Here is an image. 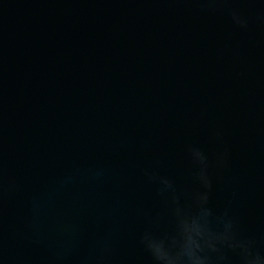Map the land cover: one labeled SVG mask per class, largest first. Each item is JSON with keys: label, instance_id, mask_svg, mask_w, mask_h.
I'll return each instance as SVG.
<instances>
[{"label": "water", "instance_id": "95a60500", "mask_svg": "<svg viewBox=\"0 0 264 264\" xmlns=\"http://www.w3.org/2000/svg\"><path fill=\"white\" fill-rule=\"evenodd\" d=\"M189 236L264 264V0H0V264Z\"/></svg>", "mask_w": 264, "mask_h": 264}, {"label": "clouds", "instance_id": "9594fccd", "mask_svg": "<svg viewBox=\"0 0 264 264\" xmlns=\"http://www.w3.org/2000/svg\"><path fill=\"white\" fill-rule=\"evenodd\" d=\"M197 156H199L198 153H197ZM201 159H202V157H201ZM198 247L199 246L196 243V240L192 236H189L187 241L185 243H183V245H182L183 253L188 257L189 261H191L192 264H202V261L200 260V258L195 257L193 254V249L198 248ZM156 254H157L158 259L166 260L167 264H173L172 260L168 259L166 256H163L160 253L159 247L156 248Z\"/></svg>", "mask_w": 264, "mask_h": 264}]
</instances>
